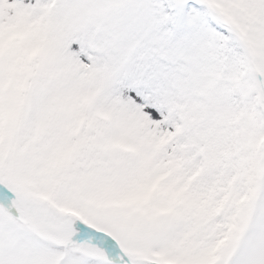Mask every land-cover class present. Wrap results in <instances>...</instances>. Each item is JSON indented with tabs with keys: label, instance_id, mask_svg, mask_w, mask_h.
Returning <instances> with one entry per match:
<instances>
[{
	"label": "snow or ice",
	"instance_id": "obj_1",
	"mask_svg": "<svg viewBox=\"0 0 264 264\" xmlns=\"http://www.w3.org/2000/svg\"><path fill=\"white\" fill-rule=\"evenodd\" d=\"M0 264H264V0H0Z\"/></svg>",
	"mask_w": 264,
	"mask_h": 264
}]
</instances>
